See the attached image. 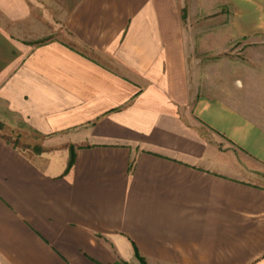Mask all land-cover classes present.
<instances>
[{
  "label": "crops",
  "instance_id": "crops-1",
  "mask_svg": "<svg viewBox=\"0 0 264 264\" xmlns=\"http://www.w3.org/2000/svg\"><path fill=\"white\" fill-rule=\"evenodd\" d=\"M0 122V264H264V0H0Z\"/></svg>",
  "mask_w": 264,
  "mask_h": 264
},
{
  "label": "rangeland",
  "instance_id": "rangeland-1",
  "mask_svg": "<svg viewBox=\"0 0 264 264\" xmlns=\"http://www.w3.org/2000/svg\"><path fill=\"white\" fill-rule=\"evenodd\" d=\"M0 131H2L1 129H0ZM16 133H19V136L18 135H16V134H14V137H20V138H22L21 140H28L29 142L30 141H33V137L34 136H36V134H35V132H33V131H30V130H26L25 128H23V129H20V130H17L16 131ZM35 134V135H34ZM16 135V136H15ZM11 136H13V135H11ZM32 136V137H31ZM12 138V137H11ZM37 147V146H36ZM226 159L228 160V161H233V160H235L234 159V157L232 156V154H230L229 152H226ZM230 163H233V162H230ZM237 176H239V175H237ZM242 177V176H241ZM252 180V179H251Z\"/></svg>",
  "mask_w": 264,
  "mask_h": 264
},
{
  "label": "trees",
  "instance_id": "trees-1",
  "mask_svg": "<svg viewBox=\"0 0 264 264\" xmlns=\"http://www.w3.org/2000/svg\"><path fill=\"white\" fill-rule=\"evenodd\" d=\"M2 128V123L0 122V129ZM71 161H69V163H68V165H67V170L71 167ZM98 237H100V236H98Z\"/></svg>",
  "mask_w": 264,
  "mask_h": 264
}]
</instances>
